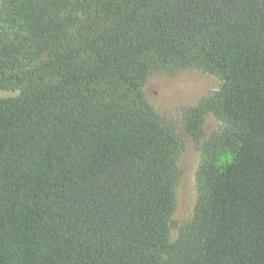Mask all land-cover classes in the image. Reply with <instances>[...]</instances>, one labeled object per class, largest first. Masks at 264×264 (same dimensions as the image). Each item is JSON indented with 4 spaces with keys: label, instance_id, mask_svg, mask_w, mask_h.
<instances>
[{
    "label": "trees",
    "instance_id": "obj_1",
    "mask_svg": "<svg viewBox=\"0 0 264 264\" xmlns=\"http://www.w3.org/2000/svg\"><path fill=\"white\" fill-rule=\"evenodd\" d=\"M190 69L222 86L183 112L177 226L184 140L145 87ZM0 90V264H264V0H1Z\"/></svg>",
    "mask_w": 264,
    "mask_h": 264
},
{
    "label": "rangeland",
    "instance_id": "obj_2",
    "mask_svg": "<svg viewBox=\"0 0 264 264\" xmlns=\"http://www.w3.org/2000/svg\"><path fill=\"white\" fill-rule=\"evenodd\" d=\"M1 2V0H0ZM222 81L211 74L199 70H184L173 75L155 73L145 87V94L155 110L176 127L183 137L184 148L180 152L178 165L182 171L176 192V209L172 220L183 225L192 220L198 198L197 172L202 163L201 153L182 131V118L185 109L195 106L205 96L218 91ZM18 92L0 90V98L18 96ZM220 128V123L209 115L204 129L211 134ZM230 156L221 158V165L231 162ZM179 231L175 227L170 233V242L178 239Z\"/></svg>",
    "mask_w": 264,
    "mask_h": 264
}]
</instances>
